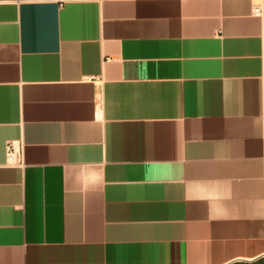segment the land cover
<instances>
[{"label": "crops", "instance_id": "0c3cea01", "mask_svg": "<svg viewBox=\"0 0 264 264\" xmlns=\"http://www.w3.org/2000/svg\"><path fill=\"white\" fill-rule=\"evenodd\" d=\"M0 264H264V0H0Z\"/></svg>", "mask_w": 264, "mask_h": 264}, {"label": "built area", "instance_id": "2783aa9c", "mask_svg": "<svg viewBox=\"0 0 264 264\" xmlns=\"http://www.w3.org/2000/svg\"><path fill=\"white\" fill-rule=\"evenodd\" d=\"M18 2H44V1H51L58 3L59 5L63 6L73 1H80V0H16ZM258 12V10H257ZM7 160L8 163L11 165H22L23 164V147L20 144L10 143L7 149Z\"/></svg>", "mask_w": 264, "mask_h": 264}]
</instances>
